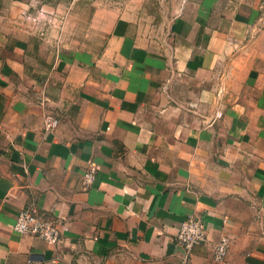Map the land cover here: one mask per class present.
I'll use <instances>...</instances> for the list:
<instances>
[{"label":"crops","instance_id":"0c3cea01","mask_svg":"<svg viewBox=\"0 0 264 264\" xmlns=\"http://www.w3.org/2000/svg\"><path fill=\"white\" fill-rule=\"evenodd\" d=\"M0 264H264V0H0Z\"/></svg>","mask_w":264,"mask_h":264},{"label":"built area","instance_id":"2783aa9c","mask_svg":"<svg viewBox=\"0 0 264 264\" xmlns=\"http://www.w3.org/2000/svg\"><path fill=\"white\" fill-rule=\"evenodd\" d=\"M25 16L32 18L36 23H46L53 27H60V13L57 10H48L44 6L36 7V12L31 15L30 12ZM45 103V101H43ZM221 110L215 111L210 117L202 116V121L208 126L213 125L216 121L222 118ZM59 120L52 114L45 115L46 129L52 130L57 127ZM95 168H91L85 175V184H89L95 177ZM14 230L21 234H31L38 236L52 245H57L61 242V231L56 221L41 215L30 209H23L17 216L14 224ZM176 241L181 245L187 253L199 244L208 241L207 227L204 219L197 215L190 216L185 221L178 225ZM231 238L223 235L214 246V258L217 261L226 259Z\"/></svg>","mask_w":264,"mask_h":264}]
</instances>
